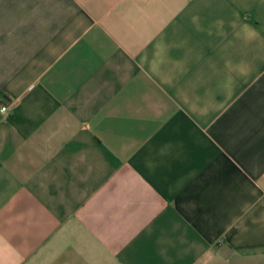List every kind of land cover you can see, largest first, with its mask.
<instances>
[{"label": "crops", "instance_id": "1", "mask_svg": "<svg viewBox=\"0 0 264 264\" xmlns=\"http://www.w3.org/2000/svg\"><path fill=\"white\" fill-rule=\"evenodd\" d=\"M0 264H264V0H0Z\"/></svg>", "mask_w": 264, "mask_h": 264}, {"label": "built area", "instance_id": "2", "mask_svg": "<svg viewBox=\"0 0 264 264\" xmlns=\"http://www.w3.org/2000/svg\"><path fill=\"white\" fill-rule=\"evenodd\" d=\"M9 111V106L3 105L0 106V113L5 114Z\"/></svg>", "mask_w": 264, "mask_h": 264}]
</instances>
